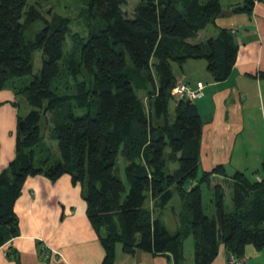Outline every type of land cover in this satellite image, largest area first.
<instances>
[{"label": "trees", "instance_id": "16d2710c", "mask_svg": "<svg viewBox=\"0 0 264 264\" xmlns=\"http://www.w3.org/2000/svg\"><path fill=\"white\" fill-rule=\"evenodd\" d=\"M87 1L97 26L82 41L80 55L70 54L63 64L70 19L53 28L47 24L55 0H0V89L14 84L33 107L19 116L17 156L0 176V247L20 234L14 206L26 179L44 175L57 181L68 174L82 187L88 218L105 250L102 264H114L118 244L125 253L140 249L187 264L189 236L194 264H210L220 244L236 257L248 244L263 249L264 166L252 174H230L220 164L200 175L204 121L197 105L181 99L170 116L178 83L174 64L183 68L190 59H205L216 82L226 80L234 67L239 44L231 29L193 41L221 17L222 0H140L132 15L123 9L126 0ZM256 1L264 0H243L232 12L250 14ZM36 23L43 26L30 41L26 31ZM38 50L42 66L34 73ZM64 75L72 77V87L55 85ZM141 90L150 99L149 111ZM48 112L58 158L50 147L37 152ZM216 177L232 189L231 211L225 186L213 185ZM205 185L212 190V214L204 205ZM175 194L186 213L183 227L170 232L146 201L150 197L156 208H164Z\"/></svg>", "mask_w": 264, "mask_h": 264}, {"label": "crops", "instance_id": "0c3cea01", "mask_svg": "<svg viewBox=\"0 0 264 264\" xmlns=\"http://www.w3.org/2000/svg\"><path fill=\"white\" fill-rule=\"evenodd\" d=\"M242 1L222 0L223 8L232 11L234 5ZM211 24L216 29L210 31L206 39L217 36L221 28L231 29L239 50L228 78L216 82L212 76L207 77L204 95L194 101L204 121L199 168L204 172L211 171L222 164L230 174L238 170L246 173L248 170L258 171L264 166V1H256L250 14L232 12ZM204 30L194 42L203 41L201 33ZM195 61L190 59L183 68L179 67L181 74L173 66L177 79L189 82L193 87L203 82L196 78L197 70H191ZM200 71L203 73L202 68ZM19 95L21 92L12 83L0 89V176L17 156L19 116H25L20 113ZM46 114L52 117V112ZM47 116L41 121V130L43 124H47ZM51 123L53 125L52 118L49 125ZM49 133L50 130L47 137L42 135V144L37 148L39 156L47 147L57 153V145L49 139ZM228 191L231 192L232 205L226 210L231 211L233 193L230 187ZM14 207L19 217L20 234L0 247V264L103 263L105 250L88 218L82 187L73 183L70 175L65 174L57 181L44 175L28 177ZM146 207L167 229V223L175 229L174 232L183 227L182 217L186 211L178 194L164 208H156L149 197ZM190 237L193 236L185 238L184 248ZM118 245L114 264H173L166 254L154 255L140 249L125 253L122 245ZM210 264H264V248L248 244L244 255L236 257L220 244Z\"/></svg>", "mask_w": 264, "mask_h": 264}, {"label": "rangeland", "instance_id": "374dc122", "mask_svg": "<svg viewBox=\"0 0 264 264\" xmlns=\"http://www.w3.org/2000/svg\"><path fill=\"white\" fill-rule=\"evenodd\" d=\"M140 0H126V3L123 5V9L128 15H132L133 11L135 9L136 4ZM69 18L70 19V28H69V34L67 37V43L65 46L64 50V55L65 59L62 61L64 64L65 60L70 58V54H75L76 57L80 55V48L82 45V41L87 39L89 36V33L93 27L97 26V21H98V16L93 15L92 11H90L89 6H88V1L87 0H55L54 5L52 6V9L50 11V14L46 15V18L48 20L47 24L50 25V27L53 28V25L55 23H61V21L64 18ZM43 26V23H36L33 26L29 27L26 31V36L30 41L36 40L37 36L41 32V28ZM214 24L208 25V27L201 33V39L207 40L206 35L210 33V31L215 30ZM196 61H199L198 59H195ZM195 61V66L191 67V70H197V76L196 78H201L203 80V83H207V77L211 78V74L207 70V61L205 59H200L199 62ZM202 66H201V65ZM204 64H205V70H204ZM42 66V51L38 50L35 52V60H34V73H37ZM200 68H202L203 73L200 71ZM174 69L176 72L180 73V68L177 64H174ZM181 74V73H180ZM205 74V77L203 75ZM32 76H27L26 80L30 81ZM55 82L56 86L59 87H72L74 85V81L72 77H68L67 75L62 76V78H59ZM180 80H178L179 82ZM22 83V81H20ZM139 98L143 101L145 104V109L149 111L150 108V99L148 98L146 92L144 90L138 91ZM20 101V113L22 115H27L33 107L28 104L26 95L24 93H21L18 97ZM181 100L179 95H174L173 94V101L171 102L170 105V116L171 118L174 117L175 113V106H177V103ZM95 112V109H93ZM76 113L78 115L84 113L83 109L81 110H76ZM48 115V116H47ZM47 118V124H43V130H42V135H45L47 137V134L49 130L52 128V123L49 125V119H51L50 114H46ZM44 121H46L44 119ZM45 123V122H44ZM47 141V140H46ZM52 145V143H51ZM55 146H52L54 148ZM55 149V148H54ZM54 158L59 157V152L53 153ZM175 165H171V169H174ZM263 166L261 167V169ZM204 172L202 168H199V174L201 175ZM230 172H233L230 170ZM252 172H256L255 170H248V174H252ZM254 175V174H253ZM221 183L225 186V189L227 191V195L225 198V203L227 209L231 208L232 205V200H231V192L229 190V183L227 180L224 178H215L213 181V185ZM212 190L209 189L206 185L204 186V205L206 208V212L208 214H212L214 211V206L212 205L211 199H212ZM175 201V200H174ZM174 203V202H173ZM178 206V204H176ZM168 229L171 231H175L173 227L168 225ZM121 247V244L118 245ZM185 252H186V257H187V264H194V239L193 237H190L187 239L185 242Z\"/></svg>", "mask_w": 264, "mask_h": 264}, {"label": "built area", "instance_id": "2783aa9c", "mask_svg": "<svg viewBox=\"0 0 264 264\" xmlns=\"http://www.w3.org/2000/svg\"><path fill=\"white\" fill-rule=\"evenodd\" d=\"M205 84L198 82L196 87H193L186 81H179L173 89L174 95H179L181 99L191 100L192 102L204 95ZM261 180V177H257Z\"/></svg>", "mask_w": 264, "mask_h": 264}, {"label": "water", "instance_id": "95a60500", "mask_svg": "<svg viewBox=\"0 0 264 264\" xmlns=\"http://www.w3.org/2000/svg\"><path fill=\"white\" fill-rule=\"evenodd\" d=\"M232 14V11H230V10H225V11H223L222 13H221V16H227V15H231ZM186 102L187 103H190V102H192L191 100H186ZM20 127H22L23 126V123L21 122L20 124Z\"/></svg>", "mask_w": 264, "mask_h": 264}]
</instances>
